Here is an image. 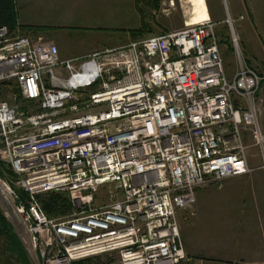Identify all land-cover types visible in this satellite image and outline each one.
<instances>
[{"label": "built area", "instance_id": "2783aa9c", "mask_svg": "<svg viewBox=\"0 0 264 264\" xmlns=\"http://www.w3.org/2000/svg\"><path fill=\"white\" fill-rule=\"evenodd\" d=\"M227 23L231 76L209 17L67 59L0 26V199L34 264H186L178 212L264 170V66Z\"/></svg>", "mask_w": 264, "mask_h": 264}, {"label": "rangeland", "instance_id": "374dc122", "mask_svg": "<svg viewBox=\"0 0 264 264\" xmlns=\"http://www.w3.org/2000/svg\"><path fill=\"white\" fill-rule=\"evenodd\" d=\"M136 1V9L135 6L131 7L119 0H50L51 3H34L33 8L25 11L24 15L37 18L39 22L47 25H76L42 28L39 26L37 32L27 34L37 41H51L57 44L64 59L83 51H103L111 46L113 41L121 40L136 30L146 32L145 35L132 34L134 38H142L181 29L185 27L186 21H191L190 16H198L192 21L199 19L197 13L192 14L194 7L186 0ZM205 1L207 10L209 4H213L218 11L217 19L213 21L216 22L215 32L220 39L227 75L231 76L235 70L230 27L227 23L228 13L240 35L246 57L254 66L263 67L264 3L246 4L247 9L243 7L237 14L233 11L235 4L230 0ZM184 13L188 16L186 19L183 18ZM87 22L101 27L90 26L89 30L76 28L80 23ZM251 164L256 167L260 161L252 159ZM253 172L255 174L249 181L238 180L239 183L226 187V179L220 185L198 189L195 203L178 212L180 232L189 258L186 264H246L241 260L242 257L250 260L263 256L264 170L257 168ZM254 187L257 188L255 196L250 194L253 190L250 189ZM232 190H237V193L229 195ZM0 208L4 213L1 199ZM8 220L11 222L10 218ZM15 231L17 233V229Z\"/></svg>", "mask_w": 264, "mask_h": 264}, {"label": "trees", "instance_id": "16d2710c", "mask_svg": "<svg viewBox=\"0 0 264 264\" xmlns=\"http://www.w3.org/2000/svg\"><path fill=\"white\" fill-rule=\"evenodd\" d=\"M16 0H0V26H7L11 31L17 29L37 32L39 26H24L19 23ZM140 30L132 34L138 35ZM38 34V33H37ZM94 90V87L92 88ZM22 194H24L22 192ZM43 210L49 216L64 212L70 207V202L64 193L49 192L38 196ZM102 258H87L77 260L71 264H102ZM0 264H34L30 259L23 242L15 231V228L0 208Z\"/></svg>", "mask_w": 264, "mask_h": 264}, {"label": "crops", "instance_id": "0c3cea01", "mask_svg": "<svg viewBox=\"0 0 264 264\" xmlns=\"http://www.w3.org/2000/svg\"><path fill=\"white\" fill-rule=\"evenodd\" d=\"M80 2H85V1H95V0H79ZM99 2L101 0H98ZM105 1V0H104ZM232 1L235 5H233V11L236 12L237 14L240 13V9H242L244 7V9L246 7V4H254V3H264V0H230ZM47 2H50V0H16V3H17V10H18V20H19V23L21 25H24V26H49V27H69V26H75L76 24H65V25H47V23H41L37 20V18H32V17H29L28 15H24L25 11H30L28 9H32L33 6H34V3H36L37 5H40L41 3H47ZM119 2H122V3H125L126 5H130L131 7L135 6L134 8L136 9V3L137 1L136 0H119ZM207 1L204 0V4H205V8H206V11H207V17H209L212 21L213 19H217V13L218 11L215 9V7L212 5L209 4V9L207 10ZM51 3V2H50ZM212 3V2H210ZM135 4V5H134ZM243 5V6H242ZM195 11L192 12L193 15H195L196 13L199 15L198 11L196 9H194ZM185 14V13H184ZM188 16H186V14L183 16V18H187ZM200 17V15H199ZM191 18V21H186V22H190V23H193L195 21H192L193 19H196L198 18V16H193V17H189ZM220 18L218 17V20ZM185 22V23H186ZM215 24L216 22L213 21ZM90 26H97V25H90L87 23H80L78 25V27L76 28H80L81 30H89ZM97 27H101L100 25H98ZM31 32L33 31H27L28 34H32ZM144 32V33H143ZM141 34H146L145 31H143ZM168 32V31H166ZM34 33V32H33ZM148 34V33H147ZM39 35V34H38ZM31 36V35H30ZM146 36H149V35H146ZM145 36V37H146ZM32 37V36H31ZM144 36H142L143 38ZM34 39V37H32ZM140 37H133V35L130 33H128L127 35H125V37L121 40H118V41H113L111 43V46L109 47H106L104 49H108V48H114V47H118V46H122V45H125L133 40H137V39H140ZM39 39V38H38ZM132 39V40H131ZM35 40V39H34ZM60 50V49H59ZM83 53V54H82ZM78 54V55H72V56H66V58L64 59H67V58H74V57H80V56H83V55H86V54H90V53H84V51ZM60 55H61V51H60ZM255 174V172H253L252 174H249V175H243V176H237V177H233V178H230V179H227L225 185L226 187L227 186H230V185H234L236 183H239L240 180L242 181H249L251 179V177ZM239 178V179H238ZM253 178V177H252ZM239 180V181H238ZM253 189V190H252ZM252 190V193H250L251 195L255 196L256 195V190L257 188L254 187V188H251L250 191ZM255 190V191H254ZM228 192V191H227ZM232 193H237V190L236 191H231L229 193L232 194ZM243 202V201H242ZM244 204V202H243ZM241 260H243L244 263L246 264H254V263H258V262H262L264 261V254L263 256L261 257H258V258H253V259H250L248 260L247 257H242Z\"/></svg>", "mask_w": 264, "mask_h": 264}, {"label": "bare ground", "instance_id": "6f19581e", "mask_svg": "<svg viewBox=\"0 0 264 264\" xmlns=\"http://www.w3.org/2000/svg\"><path fill=\"white\" fill-rule=\"evenodd\" d=\"M183 1V0H182ZM194 9H196L202 18H207V11L205 8L204 0H186Z\"/></svg>", "mask_w": 264, "mask_h": 264}]
</instances>
